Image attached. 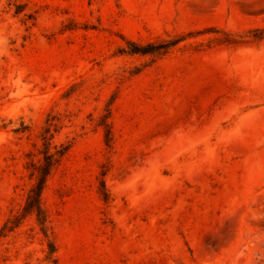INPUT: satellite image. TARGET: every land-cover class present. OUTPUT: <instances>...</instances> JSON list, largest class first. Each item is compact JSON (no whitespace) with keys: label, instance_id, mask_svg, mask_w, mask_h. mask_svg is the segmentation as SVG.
I'll use <instances>...</instances> for the list:
<instances>
[{"label":"rangeland","instance_id":"1","mask_svg":"<svg viewBox=\"0 0 264 264\" xmlns=\"http://www.w3.org/2000/svg\"><path fill=\"white\" fill-rule=\"evenodd\" d=\"M0 264H264V0H0Z\"/></svg>","mask_w":264,"mask_h":264},{"label":"trees","instance_id":"2","mask_svg":"<svg viewBox=\"0 0 264 264\" xmlns=\"http://www.w3.org/2000/svg\"><path fill=\"white\" fill-rule=\"evenodd\" d=\"M137 53H139V52H137ZM142 54H146V53H142ZM53 157V155H50V156H48V161H50L51 160V158ZM47 159V158H46ZM43 183H44V180H43ZM41 183H39V185H38V190L40 191V190H42V185H40ZM40 211V210H39ZM38 221H39V224L40 225H44V223L42 222V220L38 217Z\"/></svg>","mask_w":264,"mask_h":264}]
</instances>
